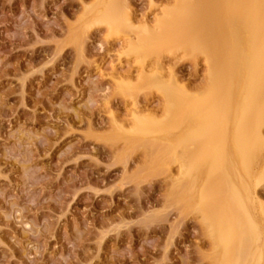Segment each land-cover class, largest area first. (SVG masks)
<instances>
[{"label":"rangeland","instance_id":"rangeland-1","mask_svg":"<svg viewBox=\"0 0 264 264\" xmlns=\"http://www.w3.org/2000/svg\"><path fill=\"white\" fill-rule=\"evenodd\" d=\"M110 1L0 0V264H232L227 256L236 236L238 244L239 235L252 238L254 233L223 225L209 228L196 210L199 196L186 200V209L184 199L171 197V175L178 165L168 150L176 146L163 144L197 126L196 119L180 128L171 124L163 130L160 125V93L172 85L171 73L174 83L196 87V95L214 93L204 77L206 55L194 59L180 49L177 57L163 51L143 60L129 51L130 43L141 40L135 29L123 27L127 31L113 34L100 23ZM124 1L132 20L139 21L135 26L147 22L156 32L155 19L177 2ZM217 3L210 2L211 9L206 1L198 17L214 16L216 10L224 19L225 44L236 48L230 29L235 19ZM216 16L209 18L216 22ZM206 44L217 48L207 40L204 54ZM242 44L239 59L245 66L256 56L255 47L252 40ZM147 67L165 84L140 85L138 74ZM134 108L154 115L156 131H130L136 127ZM215 125L211 120L205 128ZM246 134L230 161L242 182L249 177L247 164L264 179V133L244 154ZM202 164L206 174L212 160ZM203 176L195 181L199 189ZM254 193L264 204V183ZM263 240L264 235L258 246H264Z\"/></svg>","mask_w":264,"mask_h":264},{"label":"bare ground","instance_id":"bare-ground-1","mask_svg":"<svg viewBox=\"0 0 264 264\" xmlns=\"http://www.w3.org/2000/svg\"><path fill=\"white\" fill-rule=\"evenodd\" d=\"M116 1H110V4L112 3L111 6L107 5L102 11L100 23L106 24L113 34L118 33L120 29L122 32L127 28L135 29L138 32L137 34H139L138 38L141 40L137 38L138 41L136 43L131 44L129 42L130 52L141 54L142 57H149V54H161L163 51H165V54L168 52L176 55L182 49L188 54H186L187 56L194 59L202 53L206 55L204 60L206 62L207 75H204V77L207 80L206 85H209L214 90V93H205L200 96L201 94L196 92L198 93L197 96L194 94L195 90H197L196 87L189 89V86L174 83L173 73H171V77L169 76L172 78L171 81L173 80V86L168 85L165 89H161L162 92L160 93H163L164 108L162 110L164 111V116L160 122L161 129L167 130L171 124H177L179 125L178 128H180L183 125L182 123L188 119H196L197 124L190 130L186 129L182 136L178 137L176 141H172L173 143L168 139L163 144L171 143L177 148L173 146L176 151L173 148L168 150L170 151V156H173L178 165L176 175H171L173 178L172 185L175 188V190H172L175 193L173 192L171 197L174 199L178 198L177 200L179 201L184 199L182 206L186 209V207H189L187 204L194 199L198 200L197 197L199 196L200 201L196 210L200 211L201 219L205 222L203 224L209 225V228L210 226L214 227V225H223L229 229L241 230L243 233L246 231H251V234L254 233L252 238H247L246 233L245 235L241 234L244 235L241 237L239 235L238 244H236V236V243L233 246L235 248L231 247L233 248L232 251L230 248L231 253L229 252V255L231 254V256H227L231 259V261L228 260V263L250 264L254 262L255 264H263L264 246L260 247L258 245L264 235V204L259 202L254 191L259 184L264 183V179L260 172L254 171L250 164H247L244 166L245 170H247L244 173L249 177L247 181L242 182L243 179L238 167L230 159L232 160L235 156L240 145L244 144L243 137L245 133L249 137V143L242 148H245V152L252 147L254 149L261 138V133H264L261 132V126L264 125V0H227L226 3H223L224 0H215V2L219 1V4L217 3L219 7L225 6L230 9L235 19V22L230 26L231 34L236 39L237 44L240 46V44L249 43L251 40L254 43L256 56L245 66L240 63L239 56L242 53H239V46L230 49L225 44L227 33L224 30L225 24L221 21L224 19H220L219 15L216 16V10H214V16L211 14L213 18L216 16L218 19H214L217 20L216 22L211 20L213 18L210 15L211 19L207 17L208 14L204 18L202 17L203 20L198 17V15L202 16L201 12H205L206 1L208 5H210V2L213 4L214 1L177 0L176 2L173 0L176 2V4L173 3L175 6L165 9L163 18L155 19L158 21H155L156 28L153 27V29L159 30L157 32L155 30L152 31L150 28L152 26L147 22L135 26L139 21L135 22L132 20L131 10H128L125 1L118 0V3ZM113 2H116V4L114 3L113 5ZM210 8L212 9L211 5ZM213 8L218 10L217 5L216 7L213 6ZM206 10H210L209 6ZM219 14L224 17L225 12L223 9ZM207 20H211L216 24L219 20L221 22H218V26L215 24L214 26L213 22L207 23L208 26L206 27L203 24V26H200L201 23H204V21L206 23ZM212 26L215 28H210ZM123 27L125 29H122ZM202 27L206 29H202ZM223 30L224 32L222 33ZM207 40H209L210 44L214 45L215 43L217 48L214 50L212 45L208 47V43V45L206 44L207 47H205L206 49L208 48V51H205L204 54L201 49ZM242 48L244 47L242 46ZM213 50L217 51V54ZM127 51L128 48L126 49V54L129 53ZM231 53L233 56L230 58L229 55ZM160 56L158 59H160ZM143 60H145L144 57ZM157 61L160 63L159 60ZM154 63L156 62L151 65L153 66ZM158 66L157 69L154 66L151 68L158 71ZM151 68L147 67L146 70L143 69L144 71H140V74H138V79L142 82L140 85L150 88L153 85L157 87L160 82H163L160 75H155ZM162 68L164 69L163 66ZM169 74L167 73L166 76ZM139 88L141 89L142 86ZM140 111L135 109L133 116L136 119V127L130 131L135 132V129L138 134L146 133L149 129L154 131L155 127L153 126L156 124L154 115L145 110L143 113L145 112L146 115H142ZM147 113H150V115ZM211 120H215L216 125L205 128V125ZM151 146H154V144ZM245 152L244 154H247ZM204 159L212 160V164L206 174L204 173L207 167L202 164ZM155 166L158 167L157 164ZM164 169L165 171L167 170L166 167ZM169 171L167 170V172ZM200 175H204L201 189L195 185L196 178H199ZM186 200L189 202L187 203ZM179 201L177 202L181 203ZM254 245H257V248L253 249ZM227 257L225 256V258ZM253 259L256 261H253ZM224 262L226 263V261Z\"/></svg>","mask_w":264,"mask_h":264}]
</instances>
